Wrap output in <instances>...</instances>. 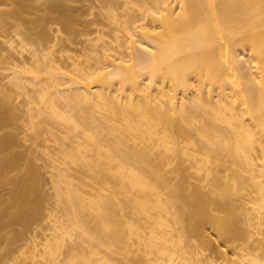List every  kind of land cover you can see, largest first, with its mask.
<instances>
[{
  "label": "bare ground",
  "instance_id": "obj_1",
  "mask_svg": "<svg viewBox=\"0 0 264 264\" xmlns=\"http://www.w3.org/2000/svg\"><path fill=\"white\" fill-rule=\"evenodd\" d=\"M5 127L13 259L264 264V0H0Z\"/></svg>",
  "mask_w": 264,
  "mask_h": 264
},
{
  "label": "rangeland",
  "instance_id": "obj_2",
  "mask_svg": "<svg viewBox=\"0 0 264 264\" xmlns=\"http://www.w3.org/2000/svg\"><path fill=\"white\" fill-rule=\"evenodd\" d=\"M71 4H74V2H70ZM63 28V27H62ZM63 30V29H62ZM65 31V30H63ZM80 44H77V46H79ZM13 129L17 130V131H22L25 130L26 126H21V125H13L12 126ZM9 127H5V128H1L0 129V135L3 134L6 131H9ZM28 130H27V134H28ZM29 136V134L27 135V137ZM32 136V135H30ZM29 138V137H28ZM29 140V141H28ZM26 140L25 142L23 141V143H21L18 147H17V151L19 152H25L28 149V144L30 143V138ZM40 163H42L41 161H39ZM42 168V167H41ZM44 171L45 169L42 168ZM46 176V183H44V189L46 190L47 193H49L51 191V187H50V181L48 182L47 179V173L45 174ZM12 181L10 180H6L4 182L0 183V195H5L8 191L9 188L12 186ZM53 198H49L46 202H45V206H52L51 203H53ZM51 204V205H50ZM41 224L43 225V221L39 220L37 222H33L31 223L28 227H23L22 224L20 223H15L14 224V229L16 230H21L22 231V236L20 238H17L15 240H13L9 246H6L4 241L0 242V264H25L26 262L24 260H22V257H19L18 259H13L12 256L17 253L16 252V248L21 245L24 241L25 237H29L32 235H36V239L37 240H41L43 237L42 233L43 232H47V230L43 229V226H41ZM5 231V229L0 231V234H2Z\"/></svg>",
  "mask_w": 264,
  "mask_h": 264
}]
</instances>
